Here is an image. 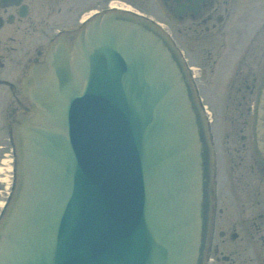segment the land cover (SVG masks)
I'll list each match as a JSON object with an SVG mask.
<instances>
[{"label":"water","instance_id":"1","mask_svg":"<svg viewBox=\"0 0 264 264\" xmlns=\"http://www.w3.org/2000/svg\"><path fill=\"white\" fill-rule=\"evenodd\" d=\"M77 39L56 41L24 80L33 107L16 128L0 264H205L212 152L180 55L126 12Z\"/></svg>","mask_w":264,"mask_h":264},{"label":"flooded vegetation","instance_id":"2","mask_svg":"<svg viewBox=\"0 0 264 264\" xmlns=\"http://www.w3.org/2000/svg\"><path fill=\"white\" fill-rule=\"evenodd\" d=\"M126 1L168 28L204 105L209 109L213 99L224 105L214 122L228 123L212 135L208 264H264V158L255 130L264 81V0H0V200L12 176V124L29 105L21 92L28 69L44 60L57 36L74 40L89 18L123 9Z\"/></svg>","mask_w":264,"mask_h":264},{"label":"rangeland","instance_id":"3","mask_svg":"<svg viewBox=\"0 0 264 264\" xmlns=\"http://www.w3.org/2000/svg\"><path fill=\"white\" fill-rule=\"evenodd\" d=\"M139 2V1H138ZM126 3H128V4H130V5H132L131 4V2L130 1H126ZM144 3H146V4H149L148 3V1H144V2H142V4L144 5ZM140 4H141V2H140ZM133 6V5H132ZM150 14H152V15H156V14H154L153 13V11H148ZM157 16V15H156ZM213 101H214V104H210V109H211V111L214 113V116L213 117H215V114L219 111L218 109L220 108V110L221 111H223L224 110V105L223 104H220V105H217V103L215 102V100L213 99ZM213 109H214V111H213ZM216 112V113H215ZM222 118V117H221ZM220 122V124L219 125H215V128L216 129H220V128H223V126L225 127L226 125H227V123H228V121L227 120H224V118H222V120H220L219 121ZM215 128H214V130H215Z\"/></svg>","mask_w":264,"mask_h":264}]
</instances>
